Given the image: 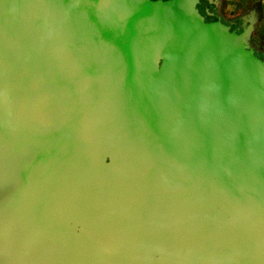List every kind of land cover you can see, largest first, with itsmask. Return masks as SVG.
<instances>
[{"label": "water", "instance_id": "1", "mask_svg": "<svg viewBox=\"0 0 264 264\" xmlns=\"http://www.w3.org/2000/svg\"><path fill=\"white\" fill-rule=\"evenodd\" d=\"M215 6L0 0L19 264H264V63Z\"/></svg>", "mask_w": 264, "mask_h": 264}, {"label": "rangeland", "instance_id": "2", "mask_svg": "<svg viewBox=\"0 0 264 264\" xmlns=\"http://www.w3.org/2000/svg\"><path fill=\"white\" fill-rule=\"evenodd\" d=\"M216 22L243 26L241 50L264 63V0H216Z\"/></svg>", "mask_w": 264, "mask_h": 264}, {"label": "flooded vegetation", "instance_id": "3", "mask_svg": "<svg viewBox=\"0 0 264 264\" xmlns=\"http://www.w3.org/2000/svg\"><path fill=\"white\" fill-rule=\"evenodd\" d=\"M9 234L0 231V264H19L22 258L16 250L11 246L12 244Z\"/></svg>", "mask_w": 264, "mask_h": 264}]
</instances>
